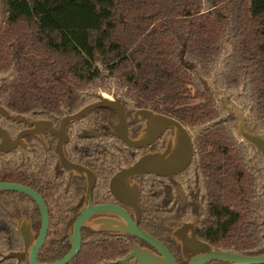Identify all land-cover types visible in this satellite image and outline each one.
I'll return each mask as SVG.
<instances>
[{"label":"trees","instance_id":"trees-1","mask_svg":"<svg viewBox=\"0 0 264 264\" xmlns=\"http://www.w3.org/2000/svg\"><path fill=\"white\" fill-rule=\"evenodd\" d=\"M216 1V14L206 16L195 12L199 0H1L7 15L2 38L20 45L13 59L24 60L22 72L31 77L20 101L33 110L53 107L58 83L82 89L107 75L144 103L156 94L159 110L174 109L196 129L197 162L203 165L201 154L207 162L205 172H197L209 202L201 237L218 249L260 255L264 223L252 230L248 218L264 213L263 159L235 136L237 120L212 91L202 93L200 106L185 105L188 84L204 88L195 76L187 81L182 57L246 115L249 130L264 134V0ZM250 151L254 167L246 162ZM5 218L0 208V221ZM21 248L14 223H0L1 252ZM125 252L116 239L93 240L69 264H117Z\"/></svg>","mask_w":264,"mask_h":264},{"label":"flooded vegetation","instance_id":"flooded-vegetation-1","mask_svg":"<svg viewBox=\"0 0 264 264\" xmlns=\"http://www.w3.org/2000/svg\"><path fill=\"white\" fill-rule=\"evenodd\" d=\"M200 3L201 0L195 7L198 15L216 14L218 8L216 0H212L206 11H198ZM6 17L0 0V107L8 113L6 115L0 111V208L6 216L5 221L0 223H14L19 234L20 227L30 225L35 234L33 242L38 240L43 223H48L44 242L38 252V260L43 263L59 260L70 251L72 248L70 235L74 234L76 223H82L80 251L85 243L93 240L116 239L121 250H126L122 258L133 250L136 243L155 253L158 252L156 247L140 237L103 229L108 223L129 221L138 223L141 229L162 242L178 264H189L195 254L185 253L174 233L180 236L186 233L191 237L194 232L199 240L214 246L200 235L203 224L209 223V202L202 179L197 178V172L201 175L205 172L207 162L202 154L200 159L203 165L200 160L199 162L196 160L198 152L196 129L172 114L174 109L159 110L163 108V104L156 101V94L152 101L144 103L134 92L120 88V80L117 77L109 75L104 79L96 78L86 83L90 86L95 81H106L113 85L108 91L97 92L86 88V85L79 89L72 81H68L67 85L61 82L56 85V99H53L51 104L53 107L33 110L28 107L29 104L23 105L20 98L22 96L23 99L24 94L21 91L29 86L27 83L31 77L29 73L26 77L27 74L22 72L21 64L25 63L24 60L13 59L20 45H16L13 39L8 41V38H2L7 25ZM226 49L231 51L233 45L227 44ZM26 55V51L20 53L21 57ZM181 62L187 71V81H195L192 80L195 76L204 88L198 91L192 84L186 87L185 105L198 107L205 100L202 93L205 90L210 92L212 88L208 81L198 74L194 64L185 62L183 57ZM191 90L195 92L192 93ZM212 94L224 102L237 120L235 136L237 135L241 142L252 145L241 136L238 128L239 118L229 106L238 110L244 119L245 128L249 130L246 127V115L229 103L224 95L218 97L214 92ZM191 97L200 99V102L197 104L192 102ZM96 102L115 103L114 106L125 118L120 129L121 135L117 129L121 123L120 115L113 107L99 106L76 120L67 119L85 106ZM145 110L174 118L186 128L193 145L191 159L184 169L171 175L124 174L114 184L113 189L111 184L117 174L146 153L165 150L176 136V129L173 126L164 128L156 135V123L151 127L148 125V119L141 117V112ZM143 135L144 137L146 135L144 144L129 143L138 141ZM252 146L263 159L255 146ZM249 154L246 162L249 167H254L256 160L253 159L252 151ZM2 184L21 185L41 197L46 219L43 217L40 204L32 195L17 189L1 187ZM119 188L121 189L118 190ZM248 223L252 230L256 226L254 223L263 224L264 213L258 211L249 214ZM182 225L183 232L180 231ZM61 243L63 244L60 246ZM60 249L66 252L62 256L53 257L52 255L57 254L52 252ZM23 250L22 239V248L14 251ZM31 250L32 246L29 247L27 256L20 260L7 259L30 264ZM7 253L0 250V263L7 260L3 258ZM215 262L217 261L207 264ZM129 264L138 263L131 258Z\"/></svg>","mask_w":264,"mask_h":264},{"label":"water","instance_id":"water-1","mask_svg":"<svg viewBox=\"0 0 264 264\" xmlns=\"http://www.w3.org/2000/svg\"><path fill=\"white\" fill-rule=\"evenodd\" d=\"M117 103V102H116ZM113 104H105L101 102L92 103L90 105L85 106L77 113L67 117L68 120H76L83 115L87 114L91 110L95 109L99 106H108L113 107ZM239 118V132L241 136L255 146L256 150L262 155L264 159V135L257 132H251L245 128L244 119L242 115L238 112V110L232 106H229ZM120 115L121 123L117 126L118 134H122L120 129H122V125L124 124V116L120 113V110L116 108ZM4 108L0 107V111L4 112L8 115L7 112L4 111ZM146 117L148 119V125L153 127L156 123V135L160 134L164 128L168 126H173L176 129V136L172 139L167 148L165 150L153 153L148 152L143 155L138 161L134 164L123 170L121 173L117 174V176L113 179L111 184L112 188L115 189V183L122 177L124 174L128 175H138L142 173H156L158 175H171L173 173L179 172L184 169L189 163L191 156L193 154V145L191 137L184 128V126L176 119L161 115L154 114L152 111L145 110L141 112V117ZM16 117V116H15ZM41 122V121H40ZM39 123V122H38ZM126 125V121H125ZM124 125V126H125ZM154 132V131H153ZM125 138V137H124ZM126 139V138H125ZM146 140V135L138 141L129 143L134 145L144 144ZM1 187H9L13 189L20 190L21 192L32 195L40 204L42 208V213L44 219H46V211L44 202L41 197L37 196L30 189L23 187L21 185H5L2 184ZM119 188L118 190H120ZM130 220V219H129ZM48 223H43L42 231L39 235V238L36 242H33L35 238V234L32 231L30 225L28 227H20L19 231L21 237L24 242V250L23 251H11L7 254L3 255L4 259L7 258H17L18 260L25 258L27 256V252L30 246H32V250L30 252V264H68L80 251L81 248V233L80 228L82 223H76L74 228V234L70 235V243L72 248L70 251L61 259L43 263L38 260V252L40 247L44 242L45 232L47 229ZM180 231L183 232L184 225ZM103 229L118 231L121 234H131L137 237H140L147 241L150 245L156 247L158 252H153L152 250L141 247L139 244L133 245V250L127 254L124 258H121L116 261L117 264H129V260L134 258L135 263L138 264H178L176 259L169 252L167 247L160 242L157 238H154L145 230L141 229L138 226V223H108L107 226H104ZM178 242L181 243L183 250L185 253L191 252L194 256L190 259L189 264H207L212 261H220L228 264H264V254L260 255H247L239 252L229 251L225 249H217L208 242L199 240L195 233H192L191 237H188L186 233L182 234V236L174 233Z\"/></svg>","mask_w":264,"mask_h":264},{"label":"rangeland","instance_id":"rangeland-1","mask_svg":"<svg viewBox=\"0 0 264 264\" xmlns=\"http://www.w3.org/2000/svg\"><path fill=\"white\" fill-rule=\"evenodd\" d=\"M211 3H212V0H201V3H200L201 6H199L198 11H206ZM208 83L211 86L212 91L216 95H218V97L221 96V94L217 92L218 89L215 87V83L213 81H208ZM88 86L86 85V88L96 90L97 92H101V91H105V90L108 91V89H110L111 86H113V85L112 84L109 85L108 82H106V81H95L89 87ZM191 92L194 93L195 90L194 91L191 90ZM191 101L197 104L198 102H200V99H196V98L191 97ZM246 157H248V155ZM254 224L257 225V223H254Z\"/></svg>","mask_w":264,"mask_h":264}]
</instances>
